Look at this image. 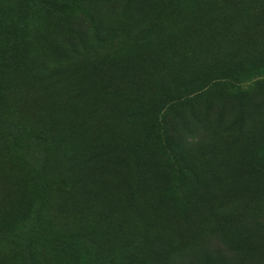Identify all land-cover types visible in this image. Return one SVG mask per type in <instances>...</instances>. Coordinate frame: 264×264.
Here are the masks:
<instances>
[{
    "label": "rangeland",
    "instance_id": "obj_1",
    "mask_svg": "<svg viewBox=\"0 0 264 264\" xmlns=\"http://www.w3.org/2000/svg\"><path fill=\"white\" fill-rule=\"evenodd\" d=\"M193 1L0 0V264H264V0Z\"/></svg>",
    "mask_w": 264,
    "mask_h": 264
},
{
    "label": "trees",
    "instance_id": "obj_2",
    "mask_svg": "<svg viewBox=\"0 0 264 264\" xmlns=\"http://www.w3.org/2000/svg\"><path fill=\"white\" fill-rule=\"evenodd\" d=\"M197 0H194L193 1V5H194V3L196 2ZM209 2H210V0H208ZM228 0H219V2H220V4H224L225 2H227ZM242 1H245V0H242ZM206 2V0H204V3ZM256 65V68H261V69H263V70H261V71H257V72H255V74H259V73H264V62L263 63H261V62H256V60L254 61V63H253V65ZM255 68V69H256ZM223 74H230V71L229 70H225L224 72H223ZM218 79H221V78H218ZM209 82H212V81H209ZM213 86V85H215V81L213 80V82L210 84V86ZM212 88V87H211ZM211 88H209V85H207L204 89H203V91H207V90H209V89H211Z\"/></svg>",
    "mask_w": 264,
    "mask_h": 264
}]
</instances>
